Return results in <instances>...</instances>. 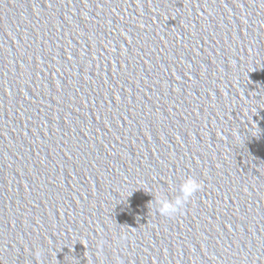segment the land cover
Instances as JSON below:
<instances>
[{"label": "water", "instance_id": "1", "mask_svg": "<svg viewBox=\"0 0 264 264\" xmlns=\"http://www.w3.org/2000/svg\"><path fill=\"white\" fill-rule=\"evenodd\" d=\"M0 264H264V0H0Z\"/></svg>", "mask_w": 264, "mask_h": 264}, {"label": "clouds", "instance_id": "2", "mask_svg": "<svg viewBox=\"0 0 264 264\" xmlns=\"http://www.w3.org/2000/svg\"><path fill=\"white\" fill-rule=\"evenodd\" d=\"M202 187L201 183L192 177H188L180 185V195L169 199L163 191L151 201L153 209L166 218L175 217L177 213H182L184 206L189 199Z\"/></svg>", "mask_w": 264, "mask_h": 264}]
</instances>
